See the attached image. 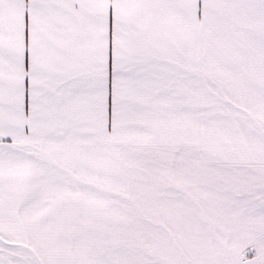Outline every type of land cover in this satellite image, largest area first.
<instances>
[{
  "label": "snow or ice",
  "instance_id": "1",
  "mask_svg": "<svg viewBox=\"0 0 264 264\" xmlns=\"http://www.w3.org/2000/svg\"><path fill=\"white\" fill-rule=\"evenodd\" d=\"M0 264H264V0H0Z\"/></svg>",
  "mask_w": 264,
  "mask_h": 264
}]
</instances>
